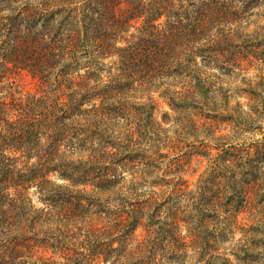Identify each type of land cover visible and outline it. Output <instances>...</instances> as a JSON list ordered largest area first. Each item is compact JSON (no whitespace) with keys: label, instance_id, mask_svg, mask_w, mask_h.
I'll return each instance as SVG.
<instances>
[{"label":"trees","instance_id":"obj_1","mask_svg":"<svg viewBox=\"0 0 264 264\" xmlns=\"http://www.w3.org/2000/svg\"><path fill=\"white\" fill-rule=\"evenodd\" d=\"M257 10L264 0H0V264L203 259L230 240L222 223L243 233V259L264 245V215L240 221L253 194L264 202V138H247L264 129ZM180 131L205 133L196 190L171 158Z\"/></svg>","mask_w":264,"mask_h":264},{"label":"rangeland","instance_id":"obj_2","mask_svg":"<svg viewBox=\"0 0 264 264\" xmlns=\"http://www.w3.org/2000/svg\"><path fill=\"white\" fill-rule=\"evenodd\" d=\"M258 15H255L253 17V20L250 22V26L248 27V31L250 33H253L255 30L258 29L259 26L264 25V11L262 12L256 11ZM259 62L253 60V62H245V66L250 68L249 76L257 75L258 73V66ZM23 86L25 90L35 91L37 90L36 84L33 82V79L31 77H25L23 81ZM156 104V110H155V117L157 120L163 124L164 128L171 131V136H176L174 134V126H176V122L174 121V118L177 117L176 113L172 110L168 102L162 97L160 93H156L150 96ZM148 95L146 92H139L136 94V98H134V101H146L148 100ZM248 97H245L241 99L240 101L242 103L247 104ZM144 99V100H143ZM237 99V98H236ZM246 111L247 108H244ZM167 122V123H165ZM203 122V121H202ZM230 128L228 124H221L220 130L223 133L230 132ZM260 132H250L247 134L248 142H253L256 139H263L264 138V129ZM200 138H195L191 134H186L185 132L180 131L179 133V139L177 141V149H171V158L177 157L179 160V163L182 165L181 167V173L183 178L188 181L189 183V190H196V187L199 183V180L202 178L204 173L209 168V158L198 155V153H195L197 150V147L200 146L201 140H203L204 132H199ZM205 144H209L208 141H205ZM218 151L212 150L213 155H216ZM254 188V187H253ZM262 190H264V185ZM255 192V191H254ZM35 203L40 205L37 202L36 197H34ZM253 199L258 201L257 204H251V207L249 211L243 213L240 215V221L243 220L247 225L254 224V215H264V202H259L260 199L257 195L253 194ZM182 206L187 204V202H181ZM224 214V213H222ZM225 216V214H224ZM250 220V221H249ZM222 226H225L220 224V227L217 228L218 234L220 236L229 237V241H222V237L218 239L217 247L206 254L205 258L198 259L199 256L196 254V252L189 248L188 250L184 249L181 252L178 253L179 262H187L186 264H264V245L259 244V247L255 246H247L249 256L246 257V259H243V242H241V238L244 236L240 230L238 231L230 228H224ZM263 229L261 232L264 231V226H261ZM228 229V230H227ZM187 231L184 229L183 235H186ZM138 235L142 234V229H139L137 231ZM264 239V235H260L259 238ZM176 261H173V264H178Z\"/></svg>","mask_w":264,"mask_h":264}]
</instances>
